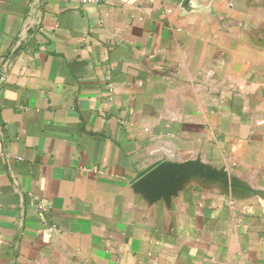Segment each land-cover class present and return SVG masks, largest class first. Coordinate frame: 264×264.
I'll list each match as a JSON object with an SVG mask.
<instances>
[{"label":"crops","instance_id":"obj_1","mask_svg":"<svg viewBox=\"0 0 264 264\" xmlns=\"http://www.w3.org/2000/svg\"><path fill=\"white\" fill-rule=\"evenodd\" d=\"M0 264H264V0H0Z\"/></svg>","mask_w":264,"mask_h":264},{"label":"water","instance_id":"obj_2","mask_svg":"<svg viewBox=\"0 0 264 264\" xmlns=\"http://www.w3.org/2000/svg\"><path fill=\"white\" fill-rule=\"evenodd\" d=\"M189 163L175 164L170 166H159L152 172L145 175L139 182L140 188L154 189L162 185L171 183L174 180L175 171L181 169Z\"/></svg>","mask_w":264,"mask_h":264},{"label":"built area","instance_id":"obj_3","mask_svg":"<svg viewBox=\"0 0 264 264\" xmlns=\"http://www.w3.org/2000/svg\"><path fill=\"white\" fill-rule=\"evenodd\" d=\"M84 5H91V4H102L106 0H80Z\"/></svg>","mask_w":264,"mask_h":264}]
</instances>
